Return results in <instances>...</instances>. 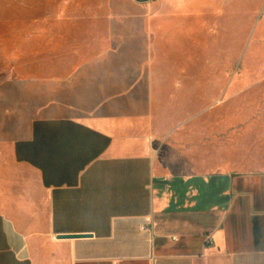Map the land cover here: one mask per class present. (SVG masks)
I'll return each instance as SVG.
<instances>
[{
    "label": "crops",
    "instance_id": "obj_1",
    "mask_svg": "<svg viewBox=\"0 0 264 264\" xmlns=\"http://www.w3.org/2000/svg\"><path fill=\"white\" fill-rule=\"evenodd\" d=\"M131 7L93 56L0 83V264H264V171L182 173L151 150L156 99L187 85L153 68L152 15Z\"/></svg>",
    "mask_w": 264,
    "mask_h": 264
},
{
    "label": "rangeland",
    "instance_id": "obj_2",
    "mask_svg": "<svg viewBox=\"0 0 264 264\" xmlns=\"http://www.w3.org/2000/svg\"><path fill=\"white\" fill-rule=\"evenodd\" d=\"M131 3L152 15L153 68L187 85L156 99L151 150L162 164L264 171V0H0V83L93 56V32Z\"/></svg>",
    "mask_w": 264,
    "mask_h": 264
},
{
    "label": "water",
    "instance_id": "obj_3",
    "mask_svg": "<svg viewBox=\"0 0 264 264\" xmlns=\"http://www.w3.org/2000/svg\"><path fill=\"white\" fill-rule=\"evenodd\" d=\"M82 236H88V234H61V235H58L59 238H72V237H82Z\"/></svg>",
    "mask_w": 264,
    "mask_h": 264
},
{
    "label": "built area",
    "instance_id": "obj_4",
    "mask_svg": "<svg viewBox=\"0 0 264 264\" xmlns=\"http://www.w3.org/2000/svg\"><path fill=\"white\" fill-rule=\"evenodd\" d=\"M142 228H144V226H142Z\"/></svg>",
    "mask_w": 264,
    "mask_h": 264
}]
</instances>
